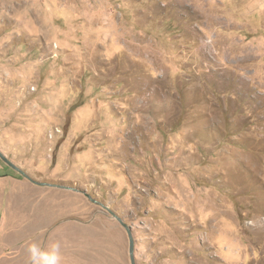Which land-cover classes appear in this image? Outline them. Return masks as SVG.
<instances>
[{
  "label": "rangeland",
  "instance_id": "1",
  "mask_svg": "<svg viewBox=\"0 0 264 264\" xmlns=\"http://www.w3.org/2000/svg\"><path fill=\"white\" fill-rule=\"evenodd\" d=\"M0 152L136 264H264V0H0ZM57 243L131 264L0 159V264Z\"/></svg>",
  "mask_w": 264,
  "mask_h": 264
},
{
  "label": "water",
  "instance_id": "2",
  "mask_svg": "<svg viewBox=\"0 0 264 264\" xmlns=\"http://www.w3.org/2000/svg\"><path fill=\"white\" fill-rule=\"evenodd\" d=\"M0 159L9 167H11L12 169H14L16 172H18L22 177H24L25 179H27L29 182H31L32 184L39 186V187H50V188H57V189H65V190H69V191H73L75 193H82L87 199H89L92 203L100 206L102 209H104L105 211H107L112 218H114L126 231L127 236H128V240H129V256H130V263L131 264H136L135 262V257H134V240H133V235H132V231L131 228L129 226H127L125 223H123V221L115 214L113 213L111 210H109L106 206H104L103 204H101L100 202H97L95 200H93L90 195L86 194L85 192L73 189V188H64L61 186H57V185H53V184H49V183H40V182H36L33 181L32 179H30L25 173H23L18 167H16L15 165H13L12 163H10L0 152Z\"/></svg>",
  "mask_w": 264,
  "mask_h": 264
},
{
  "label": "clouds",
  "instance_id": "3",
  "mask_svg": "<svg viewBox=\"0 0 264 264\" xmlns=\"http://www.w3.org/2000/svg\"><path fill=\"white\" fill-rule=\"evenodd\" d=\"M60 245L54 244L51 251H43L36 245H31L28 249L32 264H60Z\"/></svg>",
  "mask_w": 264,
  "mask_h": 264
}]
</instances>
